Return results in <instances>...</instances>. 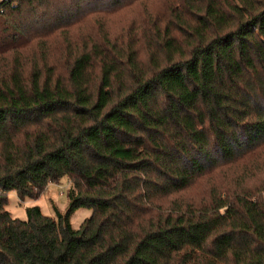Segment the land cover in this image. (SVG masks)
Here are the masks:
<instances>
[{"label": "trees", "instance_id": "1", "mask_svg": "<svg viewBox=\"0 0 264 264\" xmlns=\"http://www.w3.org/2000/svg\"><path fill=\"white\" fill-rule=\"evenodd\" d=\"M144 1H0V264H264V0Z\"/></svg>", "mask_w": 264, "mask_h": 264}, {"label": "rangeland", "instance_id": "2", "mask_svg": "<svg viewBox=\"0 0 264 264\" xmlns=\"http://www.w3.org/2000/svg\"><path fill=\"white\" fill-rule=\"evenodd\" d=\"M1 1V0H0ZM161 0H148L135 5L134 7L121 10L111 16H105L103 21L106 23L107 29L110 30L112 36H117L120 33L128 31L133 25L138 24L140 20L148 17V15L162 14L163 10ZM104 18V17H103ZM96 22L88 21L82 25V31L89 30ZM230 175H233L231 172ZM72 184L68 177H63L58 183H50L45 191L38 199H30L22 201L18 195L13 191L9 194V203L7 209L14 217L27 219V208L33 205H39L46 215L57 217L58 213H66L69 207L68 191ZM202 191V188L199 189ZM92 215V209L88 207H81L77 209L70 218V222L74 229H78L82 222Z\"/></svg>", "mask_w": 264, "mask_h": 264}]
</instances>
